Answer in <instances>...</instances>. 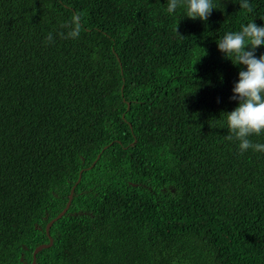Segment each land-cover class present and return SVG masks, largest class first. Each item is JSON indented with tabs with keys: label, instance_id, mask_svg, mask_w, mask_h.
Segmentation results:
<instances>
[{
	"label": "trees",
	"instance_id": "16d2710c",
	"mask_svg": "<svg viewBox=\"0 0 264 264\" xmlns=\"http://www.w3.org/2000/svg\"><path fill=\"white\" fill-rule=\"evenodd\" d=\"M212 3L0 0V264H264V152L225 139L244 69L217 48L264 0Z\"/></svg>",
	"mask_w": 264,
	"mask_h": 264
},
{
	"label": "clouds",
	"instance_id": "9594fccd",
	"mask_svg": "<svg viewBox=\"0 0 264 264\" xmlns=\"http://www.w3.org/2000/svg\"><path fill=\"white\" fill-rule=\"evenodd\" d=\"M181 7L186 8L185 17L201 21H207L212 10L216 9L212 0H168L167 12L172 14ZM239 7L247 12L253 10L249 0H240ZM62 27L68 31L58 32L55 36L49 32L44 43H54L57 36L61 39H78L83 28L82 15L74 14ZM175 31L179 35L177 26ZM259 46H264V26H257L253 21L241 25L239 31L227 32L217 42V48L224 57L244 69L239 71L238 82L230 97V100L238 102L237 106L225 113L229 132L225 139L238 141L241 154L248 150L264 152V143L251 139L264 134V54L256 57L255 50Z\"/></svg>",
	"mask_w": 264,
	"mask_h": 264
},
{
	"label": "water",
	"instance_id": "95a60500",
	"mask_svg": "<svg viewBox=\"0 0 264 264\" xmlns=\"http://www.w3.org/2000/svg\"><path fill=\"white\" fill-rule=\"evenodd\" d=\"M73 189V188H72ZM71 189V190H72ZM71 200V194L69 195V201ZM69 206V202L67 203V205H66V207H65V209L59 214V216L58 217H60V216H62V214L64 213V211L67 209V207ZM51 224V223H50ZM50 224H48V226H50ZM51 242V241H50ZM42 247H47V246H40V247H38L36 250H35V253L39 250V249H41ZM33 264V263H32Z\"/></svg>",
	"mask_w": 264,
	"mask_h": 264
}]
</instances>
